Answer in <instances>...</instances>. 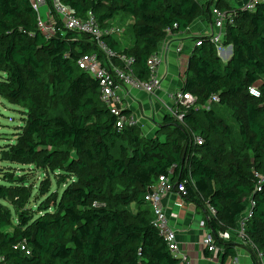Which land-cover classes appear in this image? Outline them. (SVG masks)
Here are the masks:
<instances>
[{"label":"trees","instance_id":"1","mask_svg":"<svg viewBox=\"0 0 264 264\" xmlns=\"http://www.w3.org/2000/svg\"><path fill=\"white\" fill-rule=\"evenodd\" d=\"M61 1L83 20L92 13L104 29L127 26L128 46L122 36L103 41L116 64L123 65L121 55L133 58L142 80L167 29L183 33L201 18L213 23L214 7L233 13L223 38L232 55L225 62L211 35L199 37L181 89L195 102L175 104L183 119L168 112L147 137L140 126H117L99 80L78 65L86 54L104 58L89 34L59 21L46 37L30 0H0V97L24 115L0 147V161L11 164L0 170V257L7 264H190L173 255L145 198L167 175L185 181L182 194L206 211L213 233L236 228L253 196L246 232L254 246L247 248L253 264H264V183L257 190L264 176V0L254 10L229 0ZM253 85L261 97L249 94ZM216 94L219 103L201 108ZM37 171L44 178L34 182ZM239 245L221 242L220 264Z\"/></svg>","mask_w":264,"mask_h":264},{"label":"built area","instance_id":"2","mask_svg":"<svg viewBox=\"0 0 264 264\" xmlns=\"http://www.w3.org/2000/svg\"><path fill=\"white\" fill-rule=\"evenodd\" d=\"M263 0H247L241 6L248 10H254L256 5ZM33 7L38 12V27L44 33L46 37L54 36L59 30V21L63 27L67 30L75 32L87 33L91 36L92 40L96 41L100 50L103 52L104 58H100L98 53H91L82 56L78 60L80 68L90 73L94 78L99 80L101 87V101L117 116V126L123 128L125 126H139L141 119L127 111L125 105V98L129 89H136L145 92L149 95H153L161 88L162 75H160L159 68L163 61L161 48L153 53L147 60V66L150 72V76L146 80L138 78L131 66L134 63V59L121 55L120 58L123 61V65H118L113 61L116 56L109 45L103 41L104 35L121 36L126 33V27L124 26H112L109 28H102L98 20L92 13H89L87 19H81L76 11L69 5H66L61 0H53L52 7L47 3V0H30ZM44 5L48 6L46 12V19H43L40 13V8ZM233 13L221 11L217 7L213 8L212 20L213 26L219 31L212 33L211 37L214 41L220 56L226 54V46L223 44V38L225 35L226 26L229 22H232ZM167 37L173 34L172 30L167 29ZM166 37V38H167ZM202 45L200 39L196 40V46ZM178 51H182L181 47ZM249 94L254 97H261L262 91L259 86L253 85L249 87ZM172 98L175 100V104H192L195 102L196 97L191 94H183L181 91L173 94ZM220 102V97L216 94L212 96L206 104L201 108L210 109L213 104ZM174 107V106H173ZM199 108V107H198ZM170 113L176 115L180 120L183 119V115L176 112L174 108H171ZM199 144L203 143V139L197 137ZM264 183V176L260 177V182L257 186V190L262 189ZM186 192L185 181L176 183L171 180L170 176L161 175L157 182L153 184L146 194V201L151 205L154 212V224L159 230L160 234L165 238L168 246L174 256L178 257L180 248L176 239V231L170 225L167 213L164 207L163 199L171 192ZM246 210L240 215L237 222V227L234 229L218 230L216 233L209 228L207 234L203 238V245L209 252L218 253L224 250V247H220L221 242H234L237 244L250 245L254 244L248 239L247 225L249 220L253 217V210L256 206V201L253 196L246 198ZM211 214L216 213L214 207H210ZM25 249V246H22ZM29 254V251H27ZM261 261H263V254H258ZM0 264H7L3 257H0ZM234 264V263H232Z\"/></svg>","mask_w":264,"mask_h":264},{"label":"crops","instance_id":"3","mask_svg":"<svg viewBox=\"0 0 264 264\" xmlns=\"http://www.w3.org/2000/svg\"><path fill=\"white\" fill-rule=\"evenodd\" d=\"M247 0H232L241 6ZM219 29L205 18L199 19L187 31L173 33L165 38L160 45L163 56L159 68L162 75V85L153 95L136 89H129L124 102L127 111L137 115L144 136L153 137L157 134V124L175 105L173 94L181 91L184 85V76L191 53L194 51L199 37L211 35ZM181 47L182 51H178ZM230 46L226 47V54L221 56L225 61L231 55ZM186 67V68H185ZM164 207L170 225L176 231V239L180 252L178 258L190 264H220L221 252L212 253L207 250L202 241L209 231L206 211L188 202L181 192L174 191L163 199ZM253 264L252 256L247 245H239L235 256L228 260V264Z\"/></svg>","mask_w":264,"mask_h":264},{"label":"rangeland","instance_id":"4","mask_svg":"<svg viewBox=\"0 0 264 264\" xmlns=\"http://www.w3.org/2000/svg\"><path fill=\"white\" fill-rule=\"evenodd\" d=\"M232 1V0H229ZM234 4V2H233ZM237 6V4H234ZM48 10V6L44 5L40 8V13L43 19H46V12ZM132 21V20H130ZM129 21V22H130ZM127 28V26H125ZM123 39V46H128L132 41V34L130 31H126L125 34L121 35ZM194 44H196L195 41H193ZM227 60H225L226 62ZM186 68V67H185ZM4 75L0 72V77ZM24 115L21 112V108L11 104L9 101H7L4 98L0 97V133H2L4 139H0V147L5 146L7 143H9V138H14V133L18 132L20 130V127L24 124ZM7 134V135H6ZM11 164L6 162L0 161V170L4 168H9ZM16 167H19L16 165ZM21 167V166H20ZM35 175V178L32 179L34 182H39L42 178H44V175L40 173V171H37ZM64 186V185H63ZM63 186L61 188H63ZM56 187L55 182L53 183V188ZM15 212V211H14Z\"/></svg>","mask_w":264,"mask_h":264},{"label":"water","instance_id":"5","mask_svg":"<svg viewBox=\"0 0 264 264\" xmlns=\"http://www.w3.org/2000/svg\"><path fill=\"white\" fill-rule=\"evenodd\" d=\"M230 47H231V46H230ZM231 51H232V48H231ZM229 59H230V58H229ZM229 59H228V60H229Z\"/></svg>","mask_w":264,"mask_h":264}]
</instances>
